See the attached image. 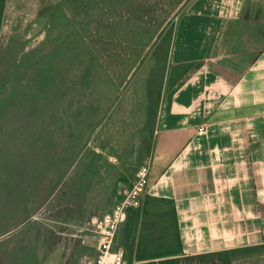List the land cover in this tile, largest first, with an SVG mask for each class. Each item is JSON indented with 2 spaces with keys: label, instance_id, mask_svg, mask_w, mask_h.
Wrapping results in <instances>:
<instances>
[{
  "label": "rangeland",
  "instance_id": "1",
  "mask_svg": "<svg viewBox=\"0 0 264 264\" xmlns=\"http://www.w3.org/2000/svg\"><path fill=\"white\" fill-rule=\"evenodd\" d=\"M4 1L0 255L21 254L25 242L27 253L37 247V256L45 257L40 243L27 240L48 224L46 208L72 199L73 208L84 202L86 215L92 202L99 207L113 195L120 201L133 186L147 159L140 160L151 125L147 102L162 83L153 53L194 0ZM123 178L131 185L119 187ZM71 228L70 256L85 253L84 264H96L108 239L86 224ZM59 253L53 264L64 260ZM230 264H264V248Z\"/></svg>",
  "mask_w": 264,
  "mask_h": 264
},
{
  "label": "crops",
  "instance_id": "2",
  "mask_svg": "<svg viewBox=\"0 0 264 264\" xmlns=\"http://www.w3.org/2000/svg\"><path fill=\"white\" fill-rule=\"evenodd\" d=\"M147 108L148 185L112 251L124 264H154L264 247V0H194L174 24ZM118 199L92 202L86 215L84 202L60 200L27 240L47 256L22 242L21 254L0 255V264H53L61 247L65 258L54 264H84L85 253L70 256L71 227L110 213Z\"/></svg>",
  "mask_w": 264,
  "mask_h": 264
},
{
  "label": "built area",
  "instance_id": "3",
  "mask_svg": "<svg viewBox=\"0 0 264 264\" xmlns=\"http://www.w3.org/2000/svg\"><path fill=\"white\" fill-rule=\"evenodd\" d=\"M151 163L146 159L139 168L136 179L132 187L123 191V197L118 201L110 213L101 217H92L86 223V226L95 230V232L104 238L106 243H101L100 253L102 255L96 264H124L122 254L113 252L111 245L118 226L126 219L127 211L140 206V196L146 191L148 185V173Z\"/></svg>",
  "mask_w": 264,
  "mask_h": 264
},
{
  "label": "trees",
  "instance_id": "4",
  "mask_svg": "<svg viewBox=\"0 0 264 264\" xmlns=\"http://www.w3.org/2000/svg\"><path fill=\"white\" fill-rule=\"evenodd\" d=\"M4 0H0V20L2 19L3 11H4ZM169 43H170V36L168 35L167 37H162L156 51L153 53V58L155 60V64L165 69L166 65V54L167 50L169 48ZM163 76L160 78V81H162ZM154 110H152V113ZM11 182V181H8ZM120 199V198H119ZM263 246L259 247H250V248H240V249H231L228 251H222L214 254H209V255H200V256H195V257H182L178 259H172V260H197V261H204V260H209L210 262L212 260H224L226 264H230L233 260L235 261L239 255L249 253V252H255L257 250L263 249ZM171 261V260H167ZM166 261V262H167ZM176 262V261H175ZM203 263V262H200Z\"/></svg>",
  "mask_w": 264,
  "mask_h": 264
}]
</instances>
